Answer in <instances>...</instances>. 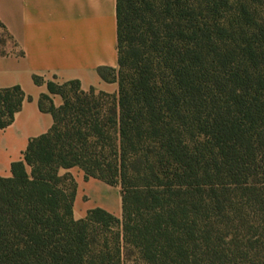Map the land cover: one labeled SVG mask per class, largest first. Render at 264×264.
<instances>
[{"label": "trees", "instance_id": "obj_1", "mask_svg": "<svg viewBox=\"0 0 264 264\" xmlns=\"http://www.w3.org/2000/svg\"><path fill=\"white\" fill-rule=\"evenodd\" d=\"M116 36L115 93L39 97L52 126L0 178V264H264V0H116ZM24 99L0 89V129ZM72 168L119 188L120 218L74 219Z\"/></svg>", "mask_w": 264, "mask_h": 264}, {"label": "crops", "instance_id": "obj_2", "mask_svg": "<svg viewBox=\"0 0 264 264\" xmlns=\"http://www.w3.org/2000/svg\"><path fill=\"white\" fill-rule=\"evenodd\" d=\"M0 23L11 38L0 45V89L19 86L25 96L12 123L0 129V178H6L28 141L52 126L51 115L38 108L46 85L35 84L33 76H49L57 84L78 81L83 91H117L116 83L97 74L98 68L117 65L116 0H0ZM51 100L61 104L58 95ZM65 172L76 182L74 208L79 182L94 179L84 181L76 168L60 171Z\"/></svg>", "mask_w": 264, "mask_h": 264}, {"label": "rangeland", "instance_id": "obj_3", "mask_svg": "<svg viewBox=\"0 0 264 264\" xmlns=\"http://www.w3.org/2000/svg\"><path fill=\"white\" fill-rule=\"evenodd\" d=\"M1 32V31H0ZM11 42V40H6ZM40 82L57 84L49 76L39 77ZM76 171V170H74ZM93 208H101L120 218V195L118 187H110L100 181L79 182L78 197L73 208L74 219L84 218L86 212Z\"/></svg>", "mask_w": 264, "mask_h": 264}]
</instances>
